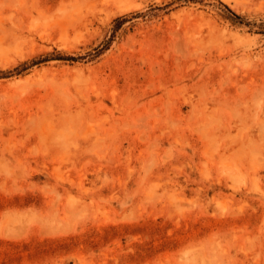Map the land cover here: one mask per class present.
I'll return each mask as SVG.
<instances>
[{"label":"rangeland","instance_id":"rangeland-1","mask_svg":"<svg viewBox=\"0 0 264 264\" xmlns=\"http://www.w3.org/2000/svg\"><path fill=\"white\" fill-rule=\"evenodd\" d=\"M0 264H264V0H0Z\"/></svg>","mask_w":264,"mask_h":264}]
</instances>
